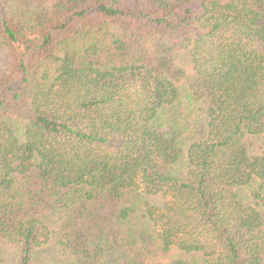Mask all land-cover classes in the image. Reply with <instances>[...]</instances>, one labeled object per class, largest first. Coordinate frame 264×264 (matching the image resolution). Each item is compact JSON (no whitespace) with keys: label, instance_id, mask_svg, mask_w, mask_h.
Masks as SVG:
<instances>
[{"label":"trees","instance_id":"16d2710c","mask_svg":"<svg viewBox=\"0 0 264 264\" xmlns=\"http://www.w3.org/2000/svg\"><path fill=\"white\" fill-rule=\"evenodd\" d=\"M0 264H264V0H0Z\"/></svg>","mask_w":264,"mask_h":264}]
</instances>
